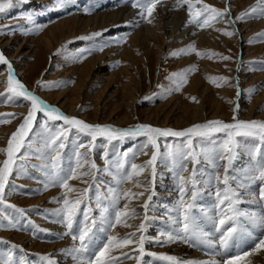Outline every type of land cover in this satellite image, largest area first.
<instances>
[{
	"label": "rangeland",
	"instance_id": "374dc122",
	"mask_svg": "<svg viewBox=\"0 0 264 264\" xmlns=\"http://www.w3.org/2000/svg\"><path fill=\"white\" fill-rule=\"evenodd\" d=\"M217 1L219 2L218 5L206 4L220 10L228 8L229 0H224V4L223 0ZM238 1L234 0V3H238ZM90 2L91 0H70V3L64 8L57 10L56 0H47L44 3H38L35 0H28L27 3H23L22 0H14L12 8L0 13V31L6 33L0 34V37L12 38L11 40L14 41L12 49L16 52L17 60L25 65L23 71L22 69L19 71L18 67L13 65L16 70L15 74L39 98L47 100L41 96L42 93H45L52 95V97H62L64 100L74 99V103L79 101L77 107L80 115L88 117L89 121L95 118L97 107L102 111H100L101 117H99L102 121L109 118L118 121H123L126 118L133 120V122L113 126L120 129L134 127L145 119L152 122H161L168 117L173 120H188L196 108H205L211 116L216 115V111L220 110L225 118L218 117L217 120L231 123L235 122L233 116L236 117V120L242 118V105L245 108L256 105L259 113L264 112V23H261L264 18L259 16L262 6L258 5L257 1L252 5H247L243 10L236 3L234 8L230 10L233 19V16H239L241 12H246L249 8L255 6L257 12L252 13L255 18L245 17L244 20H235L233 24L229 22L228 17H225L223 21L212 22L211 26L203 28H197L196 24L192 23L196 30H213L217 34L215 40L219 41V43L213 42V44L217 43L215 46H212L211 42H205L204 45L200 44L196 35L186 39L174 33L167 41L169 47L163 43L162 37L159 38L160 42L157 43L154 39L149 38L148 43L144 46L145 49L144 47L140 49L133 47L130 49L132 56H123L115 60H111V56H105V51L109 47H114L116 43V45L121 46L128 44L130 35L135 31L130 25L126 27L127 30H125L126 25H122L123 27L113 26L114 29L105 27L81 34V29L85 25L83 21L75 22L71 20L68 23H63L64 20L72 19L77 15L84 18L102 11H93ZM104 2L106 3V0ZM112 2L114 5L104 10L114 11L123 7L133 9L131 6L135 0H112ZM203 4L204 2H193V15L202 9ZM134 8L141 10L139 7ZM186 11L185 14L188 15L190 20L192 17L189 15L188 7ZM237 11L238 14H236ZM49 13L53 14L49 16ZM25 16H33L35 24L29 25L23 19ZM197 19L202 20L203 16L197 17ZM243 27V33H241ZM51 31L58 40L62 35L67 36L71 31L75 32V37L64 42L60 41L58 45L55 42L56 51L49 55V50L45 45V37H49ZM214 32H211L210 35L212 33L214 35ZM224 32H232L233 35L227 36L223 34ZM110 36L113 37L111 41ZM80 37H89V39H80ZM221 38L225 39L226 43L225 41L221 42ZM193 44L197 52L204 55H197L196 53H182L179 56L171 55V53L180 52ZM241 45H245L247 49H242ZM19 46L21 47L19 48ZM162 50L165 55L158 61V52ZM213 53L215 55H209ZM224 57L230 59H224ZM189 68H193L194 71L187 73V83L183 84L179 90H175L176 84L170 80V77L174 73H185ZM241 75L245 76L240 78ZM221 77L224 80L218 79ZM214 79L215 82H212ZM203 84L209 88L208 92H202ZM0 86V94L9 95L7 92L6 65H0ZM3 98V96H0V100ZM26 106L28 108H25ZM22 109H26L24 113L20 112ZM29 111L30 103L22 97L16 98L14 102L0 103V114H15L14 118L0 116L2 119L10 120L9 123H0L2 136L6 135L3 133L4 131L15 127V122L22 118L16 125L17 127L8 132L6 137L0 136V149L4 150L0 152V167L7 158L6 149L11 135L17 131L18 126ZM62 112L64 113V111ZM76 116L72 115L71 117ZM45 119L42 113H37L33 132L39 133L40 125ZM252 120L264 122V119L259 120L256 117ZM49 125L56 126L53 131L70 128L67 133L65 148L60 150V163L63 172L66 173L70 167L76 166L75 153L78 145H84V147L79 148L81 166L77 168V178L68 181L69 187L75 190L68 191L58 186L44 190L47 177L41 166L47 163V160L38 159L37 155L44 156L46 150L43 142L39 140V136L33 137L30 133L29 139L37 141V143L33 144V151L29 152L26 159H18L17 163L23 164L24 167L20 170L19 177H17V172L14 169L5 189V201L0 204V241H2L0 242V257L6 254L11 244H15L18 248L15 250L14 256L17 260L23 258L25 264H37L33 258H38L41 263L47 264V261L41 259L42 256L51 257L56 261V264H65L68 255H64L60 251L69 249L70 245H73L71 236L65 235L64 239L66 240L57 241L59 244H63L59 251L61 255L49 250L50 245L58 243L54 242L55 240L51 236H49L50 238L46 236L49 231H55L56 229V231L61 229L64 234L67 231L62 224L56 222L57 218L54 213L62 205L54 201L63 198L70 201L75 200L83 195L85 189H88V192L80 205V212L76 216L72 231L74 233L79 232L85 221L83 213L87 212L90 218L89 223L92 219L96 220L97 223L93 230L96 232V237L101 238V242L97 243L94 240L93 244L90 245V248L96 251L101 245L100 243H105L109 236L116 238L113 241L115 245L116 241L135 233L134 243L137 234L140 233L137 226L141 222L146 224L145 215L160 217V214L153 209L151 211L149 206L147 210L144 208L145 203L148 205L149 197H151V201H154L157 194L161 196V193H163L162 197L168 200L159 203V205L171 207L170 209H174L176 216L182 219L179 175L183 174L187 179L191 177L193 169H195V180L197 181L195 199L190 197L191 183L184 185L188 192L183 196L185 201L193 205L190 210L191 215L196 212L195 208L199 205L198 201L203 193L215 200L212 202V208L220 209L216 193L218 189H223L225 185L217 183L214 175L219 173L223 177L226 166L229 177L228 184L231 187H234L233 185L244 186L253 192L255 189H259L260 185H264V182L256 174L259 165L264 164V142L256 137H235L238 142L235 148V158L232 160L231 165H228L225 158L220 161L218 168H214L212 163L204 159L203 155L200 156V162L195 164L190 158L177 160L176 163H173L172 159H167L164 163H161L163 155L158 156L155 165V178L152 183V167L147 165V162L151 159L155 149L147 142V137H126L123 140H113L109 143L104 137L98 136L92 142L91 137L78 132L74 127L64 125L63 121H50ZM107 125L111 124L107 123ZM167 128L181 130L174 126ZM226 139L227 136L224 132H218L211 137L215 144L207 140L203 144L197 143L200 140L197 137L193 140V145L198 154L201 149L211 153L215 148L219 152L222 151V145ZM184 140L186 138L159 137L157 143L160 145V153L165 154L168 151V146L175 150ZM185 151H187L186 145ZM142 152L147 154H142ZM124 153H127V156H124ZM24 154L25 150L21 149L18 155ZM243 157H247L243 162L244 170L240 171L241 173L237 176L233 173V167L240 159L243 160ZM92 163L96 164V169L91 167ZM132 164H135L138 170L143 167V172L140 174L133 173ZM181 164L187 166L188 170L186 172L181 173ZM89 172L92 174H84ZM128 176H131V178L128 179ZM121 178L126 182L118 185L117 181ZM261 188L262 186H260ZM109 189L115 190L117 193L123 189L128 195L126 198L120 199L118 204H113ZM140 193H143V195H139ZM165 193L171 195V198L167 199ZM41 200L47 203L43 201L40 203ZM125 204L128 206L129 215L122 217L119 224H115L111 229H108L107 222H101L102 209H104L103 216L110 221H114L117 211L124 210ZM9 205L24 209L26 216L21 217ZM215 213L212 215L213 217L218 216ZM218 218L219 216L215 219ZM8 220H13L16 227H11ZM96 226L100 227L97 228ZM224 227L226 228L227 225ZM147 228H150V226H147ZM206 228H208V233L214 236L219 233L216 236L217 238L222 235L223 229ZM243 231V229L238 228V231L233 234L230 249L237 245L238 239L241 242L240 236L236 240L234 235H241ZM17 235L22 237L23 242L25 240L26 242L19 241ZM133 243L125 247L114 246L109 255L130 249ZM241 243L246 244L244 241ZM64 245L66 248H64ZM247 247L241 248V251H245L244 249H247ZM230 255L227 251H224L222 258L224 259V257Z\"/></svg>",
	"mask_w": 264,
	"mask_h": 264
},
{
	"label": "snow or ice",
	"instance_id": "6c2138e0",
	"mask_svg": "<svg viewBox=\"0 0 264 264\" xmlns=\"http://www.w3.org/2000/svg\"><path fill=\"white\" fill-rule=\"evenodd\" d=\"M23 3H27L28 0H22ZM70 0H56V9L64 8ZM160 3V0H135L132 4V7H139L140 17L147 18L151 17L157 4ZM178 3L181 5L187 4L190 17H192L188 23H195L197 28H203L205 26H211L212 22H221L225 17L229 18L230 23H235V20H244L245 17L255 18L252 16V13L257 12V7L253 6L249 8L246 12H241L239 16L235 19L231 18V12L229 8L223 10L217 9L214 6H210L206 3L203 4L202 9L198 10L195 15H193V0H178ZM196 3H202V0H196ZM14 0H0V13L5 12L6 9L13 7ZM257 4L261 5L259 16L264 18V0H257ZM203 16V19H197V17ZM29 25L35 24V18L33 16L23 17ZM151 23V20H148ZM11 31V29H9ZM0 34H6L0 31ZM224 35L231 36L232 32H224ZM98 35V34H93ZM80 39H89V37H80ZM102 50V49H101ZM182 53H196L197 55H204L197 52L195 45H189L187 49L181 50L180 52L171 53L172 56H179ZM209 55H215L209 54ZM224 59H230L229 57H224ZM0 65L7 66V92L9 95L4 96L0 100V103L7 101L14 102L16 98H23L25 101H30V111L24 117L16 132H14L7 144L6 155L7 158L3 161L2 167H0V204L5 201V189L8 185L9 177L12 176L14 169L17 172V177L20 175V170L23 169V164H18L17 161L27 158L29 152L33 151V144L37 141L29 139V134L31 133L33 137L39 136V140L43 142V146L46 150L44 156L37 155L38 159H46L47 163L41 166L44 170V174L47 177L46 182L44 183V190H47L49 187L58 186L68 191H74L69 187L68 181L71 179L77 178V168L81 166V154L79 148L84 147L83 144L78 145L75 157L77 164L75 167H70L65 173L61 170V153L60 150L65 148V143L67 139V133L70 128H61L59 131H53L55 125H49L50 121H63L64 125L74 127L78 132L84 133L87 136L91 137V141L94 142L98 136L104 137L109 143L113 140H123L126 137H136V136H145L147 137V142L151 144L155 151L151 155V159L147 162V165L152 167V176L153 180L156 173V162L157 157L163 155L161 163H164L167 159H172L173 163H176L177 160L191 159L195 163L200 162V156L203 155L204 159L212 163L214 168L219 167L220 161L227 159L228 165H231L232 160L236 156L235 148L238 145V142L235 140V137H256L260 141L264 142V122L258 120L252 121H240L236 120V117L233 116L234 123H227L219 120L208 121L202 124H195L187 129L183 130H173L171 128L161 129L153 127L151 125L138 124L134 127L127 129L115 128L111 125H93L89 124L83 120H80L75 117H70L67 114L63 113L59 108L47 104L43 100H40L36 95H34L27 87L16 78L15 71L11 62L5 57L3 52H0ZM194 71L193 68H189L185 73H174L170 80L176 84V89L179 90L183 84L187 83V73ZM224 80V78H218ZM215 82V79L212 81ZM225 82H227L225 80ZM42 83V82H38ZM219 86V85H218ZM239 94V93H238ZM37 113H42L43 117L46 119L40 125L39 133L33 132V127L37 119ZM0 116H8L14 118L15 114H0ZM9 119L0 118V123H9ZM218 132H224L227 136V139L223 142L222 151H216L213 148L212 152H208L205 149H201V152L198 154L194 148L193 140L197 137L200 138L197 143L203 144L206 140L212 144H215V141L211 140V137ZM159 137H177V138H186L180 145L176 147L175 150L171 146H168V151L165 154L160 153V145L157 143ZM185 145L187 151H185ZM147 147V145H145ZM21 149L25 150L24 155H18L21 152ZM4 151L0 149V152ZM142 154H147L142 152ZM127 156V153L123 154ZM91 167L96 169V164L92 163ZM132 172L135 174H140L143 172L144 168L141 167L139 170L135 164L131 165ZM187 166L181 164V173L186 172ZM85 175H91L92 173H84ZM256 174L258 178L264 182V164L259 165L256 169ZM195 169L192 171V175L189 178H185L183 174L179 175V182L181 186V206H182V227L179 231L173 235L168 234L167 240L169 242L174 240H182L184 242L200 244H206L212 246L213 241L210 239L209 234L202 231L195 222V218L191 215V209L193 205L188 201L183 199V196L188 190L184 187L185 184L191 183L192 190L190 192V197L195 199L196 196V183L195 180ZM128 179L131 176L127 177ZM214 179L217 183H223L225 187L223 189L217 190L218 197V206L220 207L219 218L215 219L219 229H223L219 243L226 247L228 241L232 238L233 234L238 231L239 218L241 216L246 217L249 221L256 224L257 226L264 228V215L254 214L246 212L237 207L241 203L240 193L235 188H232L229 184V177L227 175V166L225 167V174L223 177L216 173ZM126 182L123 178L117 181L118 185ZM88 189L84 190L83 195L80 198L75 200H69L67 198L57 199L54 202L60 203L62 206L57 209L54 213L56 222L62 224L66 228L65 235H70L73 241V245L69 249H65L62 254L68 255L77 264H112V261L109 258V253L112 247H125L133 243V237L135 233L130 234L129 237L123 238L122 240L116 241L115 245L113 241L116 240L114 236H109L105 243H102L101 246L95 251L91 256L86 254L90 250V245L93 244L96 238V232L93 230L96 225V220L92 219L89 223V215L87 212H84L85 221L80 227L78 233H74L73 224L77 214L80 212V205L83 200L86 198ZM109 192L112 196V203L118 204L120 199L126 198L128 193L121 189L118 193L115 190L109 189ZM139 195H143L140 193ZM107 198V197H105ZM151 197H149V200ZM260 199H264V189L261 190ZM99 206V203H98ZM9 207L14 208L16 212L20 214L21 217H25L26 213L24 209L17 208L15 205H9ZM127 204L124 205V210L117 211L115 215V220L110 221L107 217L103 216L102 209V223L107 222L108 229H111L115 224L121 222L122 217L129 215L127 211ZM147 203H145L144 208L147 210ZM7 219V218H5ZM144 219H147L145 215ZM228 222H231L230 226L224 227ZM8 224L15 228L16 223L13 220H8ZM138 231L140 235L138 237L139 253L142 257L145 254L144 242L146 237L143 235V232L146 228L145 223H140L138 226ZM2 242V241H0ZM18 246L11 244L9 250L3 257H0V264H25L24 259L20 258L17 260L14 256L15 250ZM264 248V240L259 241L256 245V250ZM250 252L244 253V255H250ZM124 255H127L125 253ZM151 255H155L154 253ZM129 258H134L129 256ZM244 256L236 255L235 257L229 258L226 261V264H241ZM43 261H47V264H56V261L49 256H42ZM162 259L166 261H173L174 264H216L215 261H178L176 257L173 256H163Z\"/></svg>",
	"mask_w": 264,
	"mask_h": 264
},
{
	"label": "bare ground",
	"instance_id": "6f19581e",
	"mask_svg": "<svg viewBox=\"0 0 264 264\" xmlns=\"http://www.w3.org/2000/svg\"><path fill=\"white\" fill-rule=\"evenodd\" d=\"M35 1H37L38 3H44L47 0H35ZM87 1H89V0H87ZM98 1H100V2H98ZM195 1L196 0H193V2H195ZM229 1L230 2L228 4V8L230 10H232V8H234V6L237 2L234 3V0H229ZM255 1H257V0H239L237 4H239L240 9L243 10L247 5L254 4ZM202 2L210 3V4H214V5H218V3H219L217 0H202ZM223 4H224V0H223ZM113 5H114V3L112 2V0H106V3L104 2V0H102V3H101V0H91L90 7L92 6V10L93 11L102 10V11H99L96 15H90V16L88 15L84 18H82L81 15H77L72 19L64 20L63 23H68L71 20H73L75 22L83 21V23H85V25H83L84 28L81 29V32H80L81 34H86V33H88V31L90 32L91 30L101 29V28H105V27L114 29L113 26L123 27L122 25H126L125 30H127L126 27H128V25H130L131 28H134L135 31L132 33V35H130L129 42L127 45L121 46V45H116L117 44L116 43L114 47H111V48L109 47L105 51V56L106 55L108 57L111 56V58H110L111 60H115V59H118V58L123 57V56H128V57L132 56L130 49H132L133 47H136L139 49L143 48L145 46V44L148 43L149 38L154 39L157 43V42H160L159 38L162 37L163 43L167 46V41L170 40L171 35L174 33H175V35L177 34V35H179V37L180 36H181V38L185 37L186 39H188L187 37L192 38L194 35H196L198 37L200 44H203L205 42H207V43L211 42L212 46H215V44H217V43L213 44V42L216 41L219 43V41H217V39L215 40V38L217 37V34L213 30L212 31H199L193 27L192 23H188L189 17H188V15L185 14V12L187 13L186 8L188 7V5L187 4L181 5L180 3H178V0H160V3L157 4L152 16L147 17V18H141L139 15L141 10H139L138 8L135 9L134 7H133V9L127 8V7H123V8H117L116 7L117 9H115L114 11L104 10V9H109L108 7L113 6ZM110 11H112V12H110ZM52 14L53 13H51V14L49 13V16H51ZM236 14H238V11ZM236 17H237V15H235V17L233 16V19H235ZM148 20H151L152 22L149 23ZM261 23H264V20H262ZM243 29H244V27L241 29V33H243ZM211 32H214L216 35L215 34L213 35V33H212V35H210ZM161 33H162V35H161ZM165 34H167V35H165ZM213 36H215V37H213ZM74 37H75V32L71 31L67 36L62 35L61 38L58 40L56 38V36L53 34V32L51 31L50 36L45 37V45L49 50V55L55 53V51H56V47L54 46L55 42H56V45H58V43L60 41L64 42L67 39H71ZM11 39H12L11 37H8V38L0 37V52H3L4 55H6V56L8 55V57H6V56L5 57L11 62L12 66L16 65L18 67L19 71H21V69L23 71L25 65L21 61L17 60L16 52H14L12 49V47H13L12 45H13L14 41ZM109 39L111 41V40H113V37H111ZM220 41L223 42V41H225V39L221 38ZM110 43H113V42H110ZM225 43H226V41H225ZM216 46H218V45H216ZM20 47L21 46H19V48ZM167 47H169V46H167ZM241 48L245 49V50L247 49L245 45H241ZM144 49H145V47H144ZM245 53H247V52H245ZM164 55H165V52H163V50L159 51L158 52V61L161 60V58ZM12 60H13V62H12ZM242 61H243V58H242ZM14 71H16V70L14 69ZM244 76L245 75H241L240 78L241 77L243 78ZM16 77H17V75H16ZM17 79L19 81H21L28 89V86L26 85V83L23 80H21L19 76L17 77ZM201 83H202V81H201ZM202 87H203L202 92H208L209 88L206 85L203 84ZM30 91L39 98V96L37 94H35L33 92V90H30ZM41 96L46 98L48 101L45 99H41V97L39 98L40 100H43L47 104L59 108L60 110L64 111V113L70 117L72 115H77L75 118H78V119L80 118V120H83L89 124L107 125V123H108V124H111L112 126H117V125H123L126 122H133V120H131V118H126L123 121H118V120H115L114 118H109L107 120L102 121L99 118V117H101L100 113L102 112L101 110H99V107H97V109H96L97 113L95 115V118H93L92 120L89 121L88 117L80 115V111L77 107L79 101L74 103V101H75L74 99L64 100V98H62V97L61 98L54 97V96L52 97V95H47L45 93H42ZM28 102L31 103L30 101H28ZM25 108H28V107L26 106ZM257 108L258 107L256 105L255 106L251 105L248 108H245L242 105L243 112L241 113L242 118L240 119V121H252V118H254V117H256V119L263 120L264 119V112L259 113L257 111ZM197 109L198 108H196L194 112L192 111L193 114L191 115L190 119H188V120H177V119L173 120V119H170L168 117L167 119H165L161 122H159V121L152 122L149 119H145V120L141 121L140 124L151 125L153 127H157V128H161V129L167 128L169 126H171V127L174 126L178 129L183 130V129H187V128L195 125V124H202V123H206L208 121L217 120L218 117L225 118V115L220 110L216 111L217 112L216 115L211 116L210 114H208L206 112L205 108H201L198 110ZM25 110L26 109H22L20 112L24 113ZM21 119L22 118H20L19 120H17V122H15V124H14L15 127L7 129L6 131L3 132L4 134H6L5 136L4 135L2 136L1 133H0V136L6 137L8 132H10L11 130H13L17 127L16 125L19 123V121ZM227 123H231V122L227 121ZM246 159H247V157H243V160L240 159V161H238L234 165L233 173L235 175L239 176V174L241 173L240 171L244 170V163L243 162ZM152 183H153V179H152ZM152 186H154V185H152ZM233 186L234 187H232V188H235L237 191H239L240 198L242 201L241 203H239L237 205L238 208H240L246 212H249V213L264 215V199L259 198L261 190L264 189V185H260V186H262L261 189H260V186H259V189H255V186H254L255 190L253 192L251 190L246 189L244 186L243 187L239 186V185H233ZM162 194L163 193H161V196H160V194H157L154 201L148 200L149 209H151V211L153 209L155 212H158L160 214V215L158 214L160 217L148 215L146 221L143 219L146 222V224H145L146 228L143 232V235L146 237L145 242H144L145 254L141 257L140 253H139V245H138V237L140 235V233H139V234H137V237L135 238L133 246L132 247L130 246L131 247L130 249H127V250L125 249L124 252H118V253L115 252V254L109 255V258L112 261V264H174L173 261H166V260L162 259L163 256H173V257H176L177 260L181 261V262H186V261H215L216 264H226L227 259L235 257L236 255L244 256L243 260L241 261V264H264V248L259 249L258 251L256 250V245H258L259 241L264 240V228L257 226L256 224L249 221L246 217L241 216L239 218L238 228H241L244 231L241 235H239V234L237 236L234 235V237L237 240L238 236H240L241 242L244 241V242H246V244L241 243L240 241H238L239 240L238 239L237 245L230 249L229 248V246L231 245V239H230L228 241V244L226 247L222 246L219 243L221 236L219 238L216 237L219 233L217 232L218 234L216 236H214V235L208 233V228L205 229V227H212L213 229L215 228V229L220 230L217 227L216 223L213 222L215 216L214 217L212 216V215H214L215 212L219 216L220 209L217 210V208H212L213 206H211V205H212V202L214 199L210 196H207L204 193L200 195V198L198 201L199 205L197 206V208H195L196 212L194 214H192V216L195 218V222L198 225V227L202 231L209 234L210 239L213 241L212 246H208L206 244H200V243H195V246H193V243L184 242L182 240H174V241L169 242L167 240L168 234L175 235L179 231V229L182 227L183 221L181 218H178L176 216L174 209H170L171 207H164V206L159 205V203H161V202L168 201V200H165L164 197H162ZM165 195H166L165 197H167V199L171 198V195H169L168 193H165ZM42 201L44 203H47L44 200H41L40 203H42ZM218 216L216 215V217H218ZM140 220H141V218H140ZM230 224H231V222H228V224H226L227 227L230 226ZM100 226H98V227H100ZM147 226H150V228H147ZM56 230L55 231H49L46 236L47 237L51 236L52 239L55 240L54 242L63 240L65 238L64 232L61 229L58 231H56ZM14 236H16V235H14ZM17 239L19 241L23 242L21 236L17 235ZM64 240H66V239H64ZM24 242H26V240ZM69 242H70V240H69ZM95 242H97V243L101 242V238L96 237ZM100 244H102V243H100ZM62 246H63V244H59V243L54 244V245H50L49 250H53L55 253H59ZM246 246H248L247 249H244L245 251H241V248H244ZM70 247H71V245H70ZM64 248H66L65 245H64ZM53 251H51V252H53ZM224 251H227V253L231 254V255L224 257V259H223L222 256H223ZM60 252H63V251H60ZM247 252H250L251 254L250 255H244V253H247ZM94 253H95V250L90 248L89 252L87 253V256H91ZM125 253H127V255H124ZM153 253L155 255H151ZM58 255H61V254L59 253ZM129 256L134 257V258H129ZM66 257H68V258H67L65 264H77V262L75 260H73L71 257H69V256H66ZM33 259L35 260V262L37 264H43V263H41V261L38 258H33Z\"/></svg>",
	"mask_w": 264,
	"mask_h": 264
}]
</instances>
